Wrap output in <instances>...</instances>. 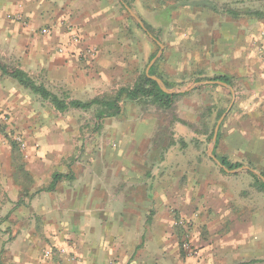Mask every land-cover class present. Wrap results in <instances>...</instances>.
I'll use <instances>...</instances> for the list:
<instances>
[{
	"label": "rangeland",
	"instance_id": "1",
	"mask_svg": "<svg viewBox=\"0 0 264 264\" xmlns=\"http://www.w3.org/2000/svg\"><path fill=\"white\" fill-rule=\"evenodd\" d=\"M127 1H113L118 40L88 51L82 69L92 85L42 73L37 82L83 100L112 98L159 55L168 89L199 85L176 93L170 108L124 97L121 115L104 119L98 106L61 113L33 95L18 121L2 110L0 262L72 264L74 245L102 241L93 232L129 229L143 233L126 244L141 264H264V187L251 174L264 181V20L225 12L264 11V0ZM220 120L217 152L239 168L209 154ZM57 172L74 179L48 190Z\"/></svg>",
	"mask_w": 264,
	"mask_h": 264
},
{
	"label": "crops",
	"instance_id": "2",
	"mask_svg": "<svg viewBox=\"0 0 264 264\" xmlns=\"http://www.w3.org/2000/svg\"><path fill=\"white\" fill-rule=\"evenodd\" d=\"M113 1L0 0V61L20 67L33 78L36 73L58 78L74 75L92 85V74L82 69L91 60L89 49L104 47L119 38V17H114V7L118 4ZM17 14L26 23L19 21ZM43 29L48 32L43 33ZM32 95L15 79L0 72V111L9 113L12 120L24 117ZM94 234L93 238L102 241L94 239L88 245H74L77 255L72 264H141L136 258L131 259L138 254L136 246L129 254L126 250L128 238L140 236L141 239V231L109 230L100 236Z\"/></svg>",
	"mask_w": 264,
	"mask_h": 264
},
{
	"label": "trees",
	"instance_id": "3",
	"mask_svg": "<svg viewBox=\"0 0 264 264\" xmlns=\"http://www.w3.org/2000/svg\"><path fill=\"white\" fill-rule=\"evenodd\" d=\"M131 7V3L127 0H123ZM171 8L168 7L163 13L164 15L170 16ZM226 14L234 17V18H256L258 20H264V11L262 10H247V11H239L236 9H226ZM145 27L154 35L152 27L143 20ZM157 37V36H155ZM158 38V37H157ZM159 39V38H158ZM160 40V39H159ZM161 41V40H160ZM156 54L150 56V60L155 57ZM156 64H153L150 68V75H156L163 80V77L156 72ZM0 72L3 75H7L13 79H15L24 89L30 91L33 95L40 98L42 101H46L52 105V107L61 113L68 112L71 110H83L88 111L94 108L95 106L99 107L97 112V119H104L107 117H115L120 116L123 107H122V99L128 98L130 100L136 101L141 99H151L154 103H157L161 107L170 108L172 107L175 98L178 94H170L161 89L157 81L149 77L146 72H143L139 77L138 81L133 87H122L118 90L117 94L112 98L107 97H94L93 99L83 100L79 98L72 97L69 93H56L49 89L45 84L38 83L35 78L29 75L26 71L21 69L18 66L2 62L0 61ZM214 80L220 81L224 84L230 85V79L224 75H218L213 77ZM164 81V80H163ZM165 85L169 87V85L165 82ZM218 136L220 134L218 133ZM219 141L216 143L214 154L220 160L223 166L228 169H236L242 166L241 163L232 162L225 155H220L217 152V145ZM251 174L256 178L260 185L264 187V181L259 177V175L253 171ZM64 179L72 180L73 176L70 174L57 172L53 175L52 181L49 185L48 190H55L57 184ZM18 203L17 205H19ZM260 260H251L245 261L243 263L238 264H251L255 262H259ZM0 264H5L0 262Z\"/></svg>",
	"mask_w": 264,
	"mask_h": 264
},
{
	"label": "water",
	"instance_id": "4",
	"mask_svg": "<svg viewBox=\"0 0 264 264\" xmlns=\"http://www.w3.org/2000/svg\"><path fill=\"white\" fill-rule=\"evenodd\" d=\"M126 8L128 10H130V8L128 6H126ZM137 21L139 22L140 26L148 33V35L154 39L161 47V51L162 52V48H163V44L145 27L144 25V22L136 17ZM160 54V53H159ZM159 55H157L152 61L151 63L148 65L147 67V70H146V74L151 77L152 79H154L155 81H157V83L159 84V86L161 87V89L167 93H170V94H174V93H183V92H186L188 90H191L193 87H195L196 85H199V83H195L193 85H191L190 87H188L187 89H181V90H172V89H168L167 86L165 85V83L156 75H150V68L152 67V65L154 64L156 58L158 57ZM222 83V82H220ZM224 84V83H222ZM226 85V84H225ZM222 120V119H221ZM221 120L220 122L218 123V126L216 128V131H215V135H214V141H213V145L209 151V154L210 156L223 168H225V166L222 165V163L220 162V160L217 158V156L213 153L214 152V148H215V144H216V139H217V135H218V131H219V127H220V123H221ZM264 179V178H263Z\"/></svg>",
	"mask_w": 264,
	"mask_h": 264
},
{
	"label": "built area",
	"instance_id": "5",
	"mask_svg": "<svg viewBox=\"0 0 264 264\" xmlns=\"http://www.w3.org/2000/svg\"><path fill=\"white\" fill-rule=\"evenodd\" d=\"M16 18H17L19 21H21V22H23V23H26L25 20L23 19V17H22L20 14H17V15H16ZM42 32H43V33H47V32H48V29H43ZM60 51H63V48H61ZM0 117H3V114L1 113V111H0Z\"/></svg>",
	"mask_w": 264,
	"mask_h": 264
}]
</instances>
